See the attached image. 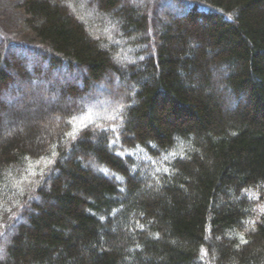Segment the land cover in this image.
Segmentation results:
<instances>
[{
	"label": "trees",
	"instance_id": "obj_1",
	"mask_svg": "<svg viewBox=\"0 0 264 264\" xmlns=\"http://www.w3.org/2000/svg\"><path fill=\"white\" fill-rule=\"evenodd\" d=\"M0 264H264V0H2Z\"/></svg>",
	"mask_w": 264,
	"mask_h": 264
},
{
	"label": "rangeland",
	"instance_id": "obj_2",
	"mask_svg": "<svg viewBox=\"0 0 264 264\" xmlns=\"http://www.w3.org/2000/svg\"><path fill=\"white\" fill-rule=\"evenodd\" d=\"M0 2H2V0H0ZM97 30L99 31L100 28H97ZM108 43H111V41L108 39ZM43 87V86H42ZM44 88V87H43ZM56 97H58V95H56Z\"/></svg>",
	"mask_w": 264,
	"mask_h": 264
}]
</instances>
